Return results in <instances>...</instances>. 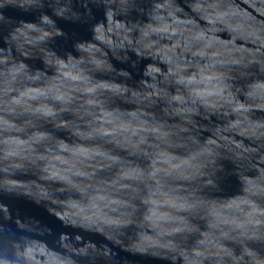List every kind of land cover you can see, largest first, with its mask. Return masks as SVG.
I'll return each instance as SVG.
<instances>
[{
    "label": "water",
    "instance_id": "water-1",
    "mask_svg": "<svg viewBox=\"0 0 264 264\" xmlns=\"http://www.w3.org/2000/svg\"><path fill=\"white\" fill-rule=\"evenodd\" d=\"M0 17V262L264 264V0Z\"/></svg>",
    "mask_w": 264,
    "mask_h": 264
},
{
    "label": "clouds",
    "instance_id": "clouds-1",
    "mask_svg": "<svg viewBox=\"0 0 264 264\" xmlns=\"http://www.w3.org/2000/svg\"><path fill=\"white\" fill-rule=\"evenodd\" d=\"M12 3V2H16V0H0V7H3L5 3ZM18 2L20 3L21 7H24V5H31V6H35L36 8H40L42 7L43 3L46 2V0H18ZM111 14V13H110ZM2 18V17H0ZM40 20L42 22L43 25H51L52 21L49 19V17L43 13H41L40 15ZM28 28H34L33 25H27ZM38 31H43V28L37 29ZM127 31V30H126ZM48 35V33H44L40 39H43L44 36ZM125 39H127V36H125ZM135 95V94H134ZM0 264H3V262H0Z\"/></svg>",
    "mask_w": 264,
    "mask_h": 264
}]
</instances>
